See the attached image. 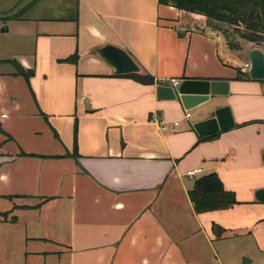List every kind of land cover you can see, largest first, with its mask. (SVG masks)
I'll list each match as a JSON object with an SVG mask.
<instances>
[{"label": "crops", "instance_id": "obj_1", "mask_svg": "<svg viewBox=\"0 0 264 264\" xmlns=\"http://www.w3.org/2000/svg\"><path fill=\"white\" fill-rule=\"evenodd\" d=\"M192 23L158 0H0V63L32 70L0 72V264H225L214 244L237 231L264 249V78H236L264 47ZM106 44L154 82L115 73ZM185 78L228 90L185 110L158 92ZM225 105L233 126L199 139ZM210 172L238 203L198 213Z\"/></svg>", "mask_w": 264, "mask_h": 264}, {"label": "trees", "instance_id": "obj_2", "mask_svg": "<svg viewBox=\"0 0 264 264\" xmlns=\"http://www.w3.org/2000/svg\"><path fill=\"white\" fill-rule=\"evenodd\" d=\"M158 3L203 14L206 26L218 31L232 50L241 49L243 46L241 41L255 46L264 44V0H158ZM75 58V54L70 57V59ZM8 62L14 66L16 74L25 77L32 74L31 69H24L16 60ZM125 75L144 84L154 82L153 76L149 73L137 71L125 73ZM236 78L249 79L250 77L247 72L237 70ZM2 132L0 127V133ZM213 135L214 133L199 139ZM71 156H76L75 146ZM188 196L194 210L198 213L226 209L238 203L234 192L223 187L222 181L215 172L197 177L188 191Z\"/></svg>", "mask_w": 264, "mask_h": 264}, {"label": "water", "instance_id": "obj_3", "mask_svg": "<svg viewBox=\"0 0 264 264\" xmlns=\"http://www.w3.org/2000/svg\"><path fill=\"white\" fill-rule=\"evenodd\" d=\"M99 54L110 64L117 74L137 72L138 65L132 57L122 48L106 44L99 49ZM248 70L249 77L253 79L264 78V52L253 47L248 51ZM228 90V82L225 80H207V79H182L174 88L159 86L158 92L168 91L167 98L178 99L185 110H190L207 101L210 95H223ZM234 124L230 108L220 106L214 109L211 117L196 121L193 124L194 129L199 135H208L219 130L232 127ZM264 162V152H263ZM255 199L264 202V188L255 191ZM242 264H246L243 261Z\"/></svg>", "mask_w": 264, "mask_h": 264}, {"label": "rangeland", "instance_id": "obj_4", "mask_svg": "<svg viewBox=\"0 0 264 264\" xmlns=\"http://www.w3.org/2000/svg\"><path fill=\"white\" fill-rule=\"evenodd\" d=\"M15 8L18 10L20 6L16 4ZM181 19L187 20V22L193 24V20L195 22L201 21L205 19V16L201 13L181 10ZM241 44L246 45L247 43L241 41ZM260 46L264 47V44H261ZM243 56L246 58L245 53ZM13 69L14 66L12 64L0 63L1 73L12 71ZM214 245L218 249L221 260L225 264H242L243 261H246V264H264V249L257 247L249 233H244L243 231H237L236 235H228L227 233H224L220 238L218 237Z\"/></svg>", "mask_w": 264, "mask_h": 264}, {"label": "built area", "instance_id": "obj_5", "mask_svg": "<svg viewBox=\"0 0 264 264\" xmlns=\"http://www.w3.org/2000/svg\"><path fill=\"white\" fill-rule=\"evenodd\" d=\"M248 67H249L248 63H245V64L241 67V70H243V71H247V70H248ZM171 83H172L174 86H176V85H178L179 80H177V79H171ZM185 116L188 117L189 114L186 113ZM160 123H161V127L164 128L165 126L163 125L162 121H160ZM174 124H177V122H174ZM198 171H200V169L188 170V171L186 172V174L192 176V175H194V174H195L196 172H198Z\"/></svg>", "mask_w": 264, "mask_h": 264}]
</instances>
